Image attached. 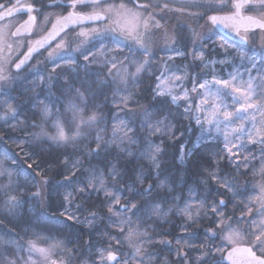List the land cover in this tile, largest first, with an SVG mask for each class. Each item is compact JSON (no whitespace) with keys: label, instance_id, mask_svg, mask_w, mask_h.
<instances>
[{"label":"trees","instance_id":"trees-1","mask_svg":"<svg viewBox=\"0 0 264 264\" xmlns=\"http://www.w3.org/2000/svg\"><path fill=\"white\" fill-rule=\"evenodd\" d=\"M175 19L176 17H172L171 20L160 18V21L170 22ZM74 34L66 36V46L70 45L73 50L78 46L90 49L96 57L95 61L93 56H89V60L85 61L83 56L75 51L73 63L58 60L60 66L54 67L46 53L52 49L50 46L49 49L34 55L29 64L19 71L17 75L19 77H16V90L12 92L16 100L10 101L12 106L17 108L16 118L0 119V161L3 162V167L12 171L13 182L21 185V189L14 194L22 200L19 215L13 223L5 220L4 224L18 233L24 241L35 240L36 235H39L42 238L38 241L39 246L48 247L51 243L64 241L63 248L79 249L72 264H80V260L89 255L86 250H92L91 259L101 264L97 250L108 249L110 246L117 252L118 257H127L133 251V247L128 243L117 244L116 240L108 235L121 234L118 229L109 226L107 217L110 214L107 212L104 192H96L91 188L83 194L74 191L85 186L90 173L95 170L97 173H104L110 190H123L121 203L131 200L139 206L146 200L150 201L152 197H156L153 202L160 203L161 209L168 213L166 216L145 215L141 221L131 217L133 223L125 230L124 235H127L128 231L138 230L146 232L151 238L150 242H146L143 237L137 238L141 241L137 245L141 248V255L152 254L150 264H200L205 255H207L205 264H220L225 250L230 248L221 249L225 231H240L241 217L245 218L249 214L247 209L252 204L250 200L261 195L260 187L264 185V172H261V169L264 168V161L261 160L259 148L250 147L252 151H245L236 161L225 155L220 144L205 143L193 149L184 165L179 162L181 147L191 145L195 138L194 124L189 114L181 107L153 99L154 84L162 65L161 55L166 54L162 41L154 39L149 43L147 55L139 50L138 46H132L131 50L129 47L116 49L120 53L118 59L123 61V65L118 64L117 68L121 71L126 69L131 73L135 71V64L145 60L149 62L147 70L137 76V82L135 84L130 82L128 85V91L132 94L130 106L137 110L147 108L153 114L157 110L161 111L163 115L156 118L164 120L167 127H162L161 132L152 135L148 140H138L136 144L126 145L133 155L122 153L118 162L114 152L111 155L101 152L96 157L86 155L89 149L96 147L94 143H90L91 138L67 146L53 144L47 137L35 140L32 134L39 132L40 128H33L31 125L42 122L41 101L48 94L43 85L32 88L34 81L39 83L40 76L56 77L52 81V91L57 95L66 79L86 96L95 94L94 103L99 105V111L107 121L106 125H100V128H107V133H102L106 137L111 135L113 116L124 117L127 111V109L120 111L117 106L120 97L126 93L117 92V87L122 88L123 85L118 80L112 82L113 78L108 73L110 65L105 66L102 55L104 51L115 48L111 37L107 35L106 38H102L101 47L100 40L86 41L81 45V38L73 37ZM188 42L189 46H192L193 42L191 40ZM128 44L131 45L132 42L128 41ZM108 54L111 55V52ZM69 69L74 71L69 72ZM115 72L116 69H113V73ZM37 96L38 100L33 99ZM3 99L6 97H0V100ZM160 100L170 101L168 97H162ZM96 110L95 107L85 109V118ZM5 113L6 109L0 107V116H4ZM134 119L139 120L140 117ZM44 128L49 136L56 134L51 120L44 122ZM65 131L69 135L72 134L67 126ZM149 140L162 149L157 156L159 168L154 167L141 155L142 151L148 149ZM109 151L111 152V149ZM244 157L248 159L247 168L244 167ZM77 160L81 166L73 168V162ZM237 163L241 165L239 170L236 168ZM109 164H117L123 177L115 184L107 175L109 168L106 165ZM138 176L144 178L143 183L137 179ZM212 176L216 179H212ZM161 181L165 182V187L154 188L151 196L143 199L139 196L134 197V193L142 191L149 184L157 185ZM225 181L233 185L232 191L222 186ZM7 183V178H0V184ZM37 190H40L41 196L34 198L33 194ZM236 192L240 194L234 195ZM68 193H73L74 205L77 206L75 213L80 220H83V213L87 215L90 211L99 213L94 226L87 227L62 215L66 204L64 197ZM220 200L224 201V205L219 204ZM212 206L218 208L217 213L211 211ZM186 208L188 210L184 211ZM29 218L30 225L19 222ZM228 223L231 224V229L225 230L224 225ZM45 238L47 243L44 242ZM72 240L75 242L68 243ZM242 243L248 245L247 242ZM81 252L85 254L84 257L80 256ZM54 253L63 257L62 249H57Z\"/></svg>","mask_w":264,"mask_h":264},{"label":"snow or ice","instance_id":"snow-or-ice-1","mask_svg":"<svg viewBox=\"0 0 264 264\" xmlns=\"http://www.w3.org/2000/svg\"><path fill=\"white\" fill-rule=\"evenodd\" d=\"M37 2L39 0H33L32 3L24 5H21L20 0H15V2L9 0L8 4L0 3V21L12 17L15 13L22 10L28 14V20L25 21L21 28H17L15 32L10 33L11 36L20 35L22 29L24 31L31 29L37 16L41 15L40 9L35 6ZM68 6L73 9L78 7H91L93 11L90 13L72 11L68 15L62 16L53 25V30L48 32L46 36L35 41V46H30L27 53L24 54V58L18 62H14L9 56L3 55L5 48L8 51H12V46L7 43V38L3 33H0V97H6V99L0 100V107L6 109L5 115L0 116V119L16 118L17 108H14L10 103V101L16 100V97L12 95V92L16 90V76L22 69V66L32 58L33 53L45 48V45H48L50 41L59 36L69 24H81L85 21L109 22V26L102 30L92 28L88 31H81L77 39L83 38L80 39V44L83 45L91 37L93 40H100V46L103 47L102 38H106L108 33L112 34L111 42L115 45V48L104 51L102 55L104 56L105 66L110 65L108 67V73L113 78L112 82L115 83L118 80L123 85L122 88L117 87V92L126 93V95L120 97V102L117 106L120 108V111H125V109L127 111L124 117L118 115L113 116L111 135L106 137V135L102 134L107 133V128H100V125H106L107 121L103 113L99 111V105L94 103L95 94L86 96L84 92L76 88L72 82L66 79L65 84L61 85L58 90L59 94L57 95L52 91V81L56 79L52 75H49L47 78L40 76L39 83L34 81L32 84L33 89L39 85H43L47 89L48 94L43 97V101H46V103L41 101L43 105L40 107L42 122L40 124L33 123L31 127L40 128L39 132L32 134L35 140L39 141L41 138L47 137L48 140L56 145H76L81 140H89L91 138L90 143H94L96 147L89 149L86 155L96 157L101 152H106L109 155L114 152L118 162L120 154L122 153H126L128 156L133 155L126 145L136 144L138 140H148L152 135L161 132L162 127H167L164 120L156 118L163 115L161 111L157 110L153 114L147 108H139L137 105L139 108L137 110L130 106L132 94L128 91V85L130 82L132 84L137 82V76L147 70L149 62L145 60L135 64V71L131 73L126 69L121 71L117 68L118 64L123 65V61L118 59L120 53L116 49L129 47L131 50L132 46H138V49L147 55L150 43V27L159 29L161 25L154 19L156 13L150 10L153 7L151 4H138L137 11L125 9L124 5H120L119 11H115L112 7L105 8L102 6V0H71ZM193 6L204 9L203 13L191 14L194 20L207 16L212 24L229 28L231 21L245 19L249 27L264 30V0H232L231 7L235 11L227 16L208 15L209 12L215 13L223 11L227 7L224 4V0H203V2ZM47 7H61V5L56 3V0H52ZM155 7H159V5ZM164 8H167V4L164 5ZM242 9L254 11L257 15L241 17ZM144 13H147L146 17ZM231 26L236 27L235 24ZM237 34H239L238 31ZM193 36L204 39L203 37H199V34L195 31H193ZM240 38L241 40H245L244 37ZM128 41H131L132 44L129 45ZM224 46V44H221V47ZM66 48L67 50H65ZM75 51H78L85 61L89 60V56H93V61L96 59L90 49L78 46L77 49L73 50L70 48V45L66 46L63 37H61L54 49L48 51V58L54 67L60 66L57 63L58 60L71 64L75 59L73 55ZM176 51L178 55H183L178 50ZM109 52H111V55L108 54ZM197 58L203 62V51L200 52ZM218 62L221 64L225 63L224 60ZM208 63H217V61H209ZM13 64L16 69L15 73L11 70ZM85 68H87V64H85ZM113 69H116L115 73H113ZM71 71H74V69H69V72ZM211 76V79L201 78L199 81L193 77L191 92L196 93L200 98V102L195 105V110L201 114V116L196 118V123L201 125V127H203L204 123H207L210 130L215 129L217 134L223 135L224 147L230 157H236L237 153L242 151L251 152L252 149L248 145H259L260 157L264 161V59L257 61L249 57L246 63L241 62L238 66L234 65V71L229 73L228 79L219 78L214 73ZM245 76H247L246 80L244 79ZM157 79L160 82L156 85L153 99L162 103L175 104L181 96L172 94V86L165 79H161L160 77ZM172 79V77L167 78V80ZM174 80L181 81L182 77L175 76ZM181 91L183 98L187 99L189 96L188 90L181 89ZM162 97H171V99L170 101H161L160 98ZM226 98L231 99L232 105L225 102ZM33 99L38 100L39 97H33ZM233 105L236 107H233ZM90 107H95L97 110L92 111L85 118L84 111ZM189 108H186L185 111H189ZM137 116L140 117L139 120L134 119ZM49 120L52 121V127L56 129L55 135L49 136L45 131L44 122H48ZM238 121L240 122L239 124H237ZM247 124H251V128L247 127ZM65 126L68 127V130L72 133L71 135L66 133ZM209 135H211V131H209ZM21 143H24V141H21ZM109 149H111V152ZM233 149L236 151H233ZM161 151L162 149L159 145H154L149 140L148 149L142 151L141 155L147 158L154 167L159 168L160 165L157 156ZM253 159H255V156H253ZM181 161H183V157ZM80 166L79 160L73 162V168ZM247 166L248 159L244 157V167L247 168ZM106 167L109 168L107 175L113 180L114 184L119 179H123L117 164H109ZM240 167L241 165L237 163V170ZM261 172H264V168L261 169ZM12 176V171L3 167V162L0 161V178H7L8 180L7 184H0V264H38V262L39 264H57V261L52 259V254L57 249L63 250V257L59 260V264H72L73 259L76 258L75 253L79 252V249L63 248L64 241H57L49 244L48 247H42L38 244V241L42 239L39 235H36L35 240L30 239L24 241L18 233L4 224L5 220L13 223L19 215L18 210L22 206V200L17 194H14L21 189V185L14 183ZM137 179L140 183L144 182L142 176H138ZM212 179H216V177L212 176ZM44 183L46 184L47 181H44ZM222 186L226 187L229 191L233 189V185L227 181L223 182ZM164 187V181H161L157 185L149 184L147 188L134 193V197L139 196L143 199L151 196L154 188L162 189ZM88 188L96 192H104L107 199V212L110 214L107 217L109 226L118 229L121 234L120 236H111L109 233L110 238L115 239L117 244L128 243L133 247V251L127 257H118L117 252L113 251L111 246L108 249L97 250L101 264H110V262L111 264H150L152 254L144 253L141 255V248L137 246L141 243L137 239L139 237H143L146 242H150L151 238L147 236V233L138 230L128 231L127 235H124V233L126 228L130 227L133 223L131 217H136L137 221H141L145 215L166 216L168 214L161 209L160 203L153 202L156 200V197H152L150 201L146 200L145 203L139 206L131 200H128L126 203H121L123 190H110V187L106 184L104 173H97L95 170L90 173L87 184L74 191L83 194ZM260 192L261 195L255 198V204H250L247 209L248 213L252 215V219L249 221V247L243 249V251L248 253L250 257L249 264H264V259L256 257L254 251L255 249L264 253V185H261ZM239 194L238 192L234 193V195ZM40 196V190H37L33 194L34 198ZM72 198L73 193H68L64 197L66 202H71ZM219 204L224 205V201L220 200ZM253 208L256 209L255 212H253ZM187 210V208L184 209V211ZM211 211L217 213L218 208L212 206ZM62 215H67L68 219H73L77 223L92 227L99 213L90 211L83 220L68 214L67 210ZM113 217H116V219H113ZM257 217H261V219H257ZM19 222L30 225L31 219H22ZM224 228L225 230L231 229V224H225ZM25 232H27V229H25ZM235 235V230H232L227 239L231 241ZM44 242L47 243L46 238ZM74 242V240L68 241V243ZM86 251L89 255L86 258H82L80 264H97L96 260L91 259L92 250ZM84 255L83 252L80 253L81 257H84ZM231 255L229 253V258H231ZM206 259L207 255L200 260V264H205Z\"/></svg>","mask_w":264,"mask_h":264},{"label":"rangeland","instance_id":"rangeland-1","mask_svg":"<svg viewBox=\"0 0 264 264\" xmlns=\"http://www.w3.org/2000/svg\"><path fill=\"white\" fill-rule=\"evenodd\" d=\"M161 1L163 3L159 2L160 3L159 7H155L156 5H154L158 1L157 0L153 1L152 8L154 9L153 10H151L152 8L150 9L151 11L156 13L154 19L159 22L161 27L159 29L150 27L149 40L152 41L154 39V41L156 40L162 41L161 44H164V48H163L164 51L166 48V51H165L166 54L161 55L162 65L160 68V72L158 76L156 77V82L154 84L153 92L156 88V85L160 82L157 78L160 77L161 79H165L172 86V94L181 96V98L178 99L177 102L173 105L181 107L182 109H184V111L186 108H189V106L191 105V107L189 108V111L187 112L185 111V112L189 114V116L191 117L192 122L194 124V130H195V138L193 140V143L191 145H183L181 147L180 154H179V162L182 165H184V163L190 157L193 149L198 148L199 146L205 143L220 144L222 151L225 153V155L229 159H234L238 161V158L245 151L238 152L236 157H230L228 151L224 147L223 135L217 134L215 129L210 130L209 125L207 123H204L203 127H201V125H198L196 123V118L198 116H201V114L195 110V105L200 102V98L197 96L196 93L191 92V89L193 87V77H195L197 81H199L201 78L211 79L212 78L211 74L214 73L219 78L228 79L229 73L234 71V65L238 66L241 62L246 63L247 59L250 56L249 55L245 56L244 54L239 53L237 50L233 49L232 46L220 40V38L217 37V33L215 29H213L212 25L210 24L206 16H203V18L201 19L194 20L191 14L203 13L204 9L193 6L195 5L193 4V2L184 3L183 5V3L177 4L176 2H170L171 0H167L166 2L168 3L167 8H164L165 2L163 0ZM102 6L105 8L112 7L114 8L115 11L120 10V7L117 6V4L106 3V4H103ZM124 6H125V9H131L133 11H137V8L134 6H131V5L128 6L127 4H125ZM168 8L170 10L173 9V11L169 12ZM168 13H171V14H168ZM144 16L146 17L147 13H144ZM172 17L174 18L176 17V19L170 22L160 21V18H166V19L171 20ZM105 23L106 21L105 22L104 21L95 22V24L97 25H95L94 23H90L91 25L89 27L77 28L70 33H75L73 37L74 36L77 37L81 31H88L92 28H98L102 30L109 26ZM54 24H55L54 21L49 22L48 30H46L47 33L53 27ZM11 26L12 25H10L9 23H7V25L6 24L1 25L0 33H3V35L7 38V43L13 46V56H9V57L11 58V60H16L14 59L17 56V55L15 56V54H16V51L19 50L20 46L17 44L16 39H14L13 36L10 35V33L13 32L11 31L12 30ZM193 31L198 33L199 37H203L204 39H199V38L194 37ZM37 33L39 36H42L43 33L45 32L43 28H40L37 30ZM70 33L60 35L58 42L60 41L61 37H63L64 41L66 42L65 38H67L66 36L69 35ZM107 35H109V37L112 36L111 33H108ZM164 35H166L165 38H164ZM92 40L93 39L89 37L87 41H92ZM188 40H191L193 42L192 44L190 43L192 46H189ZM56 44L52 47V49L56 47ZM221 44H224L225 46L221 47ZM52 49H49L48 51H51ZM176 50H178L180 53H183V55H178ZM201 51H203V54H204L203 62L197 58ZM8 52L9 51L5 48L3 55L8 56ZM46 53L48 54V52ZM262 59L264 58H259L255 60L260 61ZM220 60H224L225 63L223 64L219 63L218 61ZM209 61H217V63H208ZM11 70L12 72H16L14 70V66H12ZM175 76H181L182 80L175 81L174 80ZM168 77H172L173 79L167 80ZM244 79L246 80L247 76H245ZM237 83H239V81H237ZM181 89L188 90L189 96L187 99L183 98ZM168 98L169 100L171 99V97H168ZM225 102L229 105H232V101L230 98H226ZM233 107H236V106L233 105ZM239 123L240 122L238 121L237 124ZM246 126L251 128V124H247ZM257 127H259V125H257ZM209 131H211V135H209ZM252 146L253 145H248L249 148ZM256 146L257 148L260 147L259 145H256ZM229 147H231V145H229ZM233 151H236V150L233 149ZM182 157H183V161H181ZM250 202H252V204L254 205L256 201L254 198H252ZM76 208L77 206L74 205V200L72 198L71 202H66L64 206V213H65V210H67L68 214L79 217L75 213ZM82 215H83L82 219H84L87 216V213H83ZM245 218L243 216L241 217L242 228L240 231H236V235L233 237L231 241L227 239L230 232L225 231L223 238H222L224 241L223 243H221V249L222 248L226 249L227 247L231 248L236 245H245L242 242L248 243V239H249L248 233H249V228H250L249 221L252 219V215L248 214ZM257 219H261V217H257ZM97 221H98V218L96 219L94 224L97 223ZM254 251L258 256H261L264 258V253L257 251L255 249ZM61 258H62L61 254H55V253L52 254V259L56 260L57 264H59V260Z\"/></svg>","mask_w":264,"mask_h":264},{"label":"flooded vegetation","instance_id":"flooded-vegetation-1","mask_svg":"<svg viewBox=\"0 0 264 264\" xmlns=\"http://www.w3.org/2000/svg\"><path fill=\"white\" fill-rule=\"evenodd\" d=\"M153 1L155 0H102V5L106 3L108 4L110 3V4H117V6L120 7V5L127 4L128 6L131 5L137 8L138 4L139 5H144V4L152 5ZM157 1L158 2H156L154 5H160V3L162 2L161 0H157ZM163 1L165 2V4L168 5V3H166L167 0H163ZM8 2L9 0H0V3L8 4ZM13 2H15V0H13ZM32 2L33 0H20L21 5L32 3ZM51 2L52 0H39V2L35 4V6L40 9L41 15L37 16V19L35 23L32 25L31 29L18 36H15V37L13 36V38L16 39L17 44L20 46L19 50L16 51V54L14 53L15 56L17 55L18 57L16 56V58H14L16 60H13V61L18 62L24 56V54L28 51V48L35 43V41L39 40L44 35H46L47 33L46 30H48L49 22L54 21L55 23H57V20H59L62 16L68 15V13L72 11H78V12H84V13H90L93 11L91 7H88V8L78 7L76 9H73L70 6H68L71 3V0H56V3H59L61 7H47V5L50 4ZM170 2H176L177 4L183 3L184 5V3H192V2L193 4H199L203 2V0H171ZM231 3H232V0H224V4L227 5V7H225L223 11L215 12V13L209 12L208 15H213V14L220 15V16L231 15V13L235 11V9L231 7ZM153 9L154 8H152L151 10ZM168 11L171 12L173 11V9L170 10L168 8ZM168 14H171V13H168ZM256 15L257 13L254 11H248L246 9L241 10V17L256 16ZM27 20H28V14L22 10L18 13H15L12 17H8L0 21V26L5 25V24L7 25V23H9L10 25H12L11 31L14 32L16 28H18L21 25H24L25 21ZM244 21L246 20L245 19H235L233 24H235L236 26H240L243 24ZM209 22L212 25L213 29H215L217 33V37L220 38V40H222L223 42L232 46L233 49L237 50L239 53H242L245 56L249 55L250 57L255 58V59L264 58V30L258 29V28L252 29V30H239L238 31L239 34H237V37L239 40H234V39H229L223 36L220 32L217 31V29L213 26L211 21ZM105 24L109 25V22H106ZM90 25L91 24L71 27L68 30H66L63 34L72 32L77 28L89 27ZM40 28H43L45 32L43 33L42 36H39L37 33V30ZM240 37H244L245 40H241ZM58 40L59 38L56 39L54 43L50 45V47H53L58 42ZM50 47H48L47 49H49ZM8 56H13V46H12V51L8 52Z\"/></svg>","mask_w":264,"mask_h":264},{"label":"water","instance_id":"water-1","mask_svg":"<svg viewBox=\"0 0 264 264\" xmlns=\"http://www.w3.org/2000/svg\"><path fill=\"white\" fill-rule=\"evenodd\" d=\"M98 22V21H95ZM94 21H85L81 24H69L61 33L60 35H62L66 30H68L71 27H76V26H80V25H86V24H90V23H95ZM234 20L230 22V27L229 28H224L222 25H214L213 26L217 29L218 32H220L223 36L229 38V39H234V40H239L237 37V31L239 30H252V29H256V28H251L248 26L247 21H244L242 25L240 26H236V27H232L231 25L233 24ZM56 24V23H55ZM22 26V25H21ZM21 26H19L18 28H21ZM17 30V28L15 29V31ZM53 27L48 31H52ZM14 31V32H15ZM26 31H24L23 29L21 30V34L24 33ZM48 33H46L47 35ZM44 35V36H46ZM59 36H57L54 40L50 41V43L48 45H45V48L39 49L38 52L33 53L32 57L38 53H40L41 51L45 50L46 48H48L56 39H58ZM41 39V38H40ZM35 46V43L32 45ZM27 53V52H26ZM24 56L21 58L23 59ZM32 59V58H31ZM29 59L27 61V63L22 66V69L30 62ZM21 69V70H22ZM14 70L16 71L15 67ZM249 247L248 245H236L233 246L229 249L226 250V252L223 255V258L219 261L220 264H249L250 262V257L248 255V253L244 252L243 249ZM229 253H231V258H229ZM256 257L260 258V259H264L261 256H258L255 253Z\"/></svg>","mask_w":264,"mask_h":264}]
</instances>
